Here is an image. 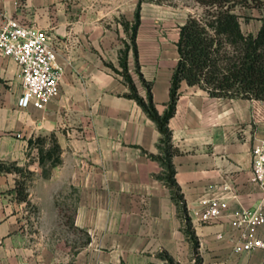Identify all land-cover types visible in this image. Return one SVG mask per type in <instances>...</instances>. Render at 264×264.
<instances>
[{
  "label": "crops",
  "instance_id": "0c3cea01",
  "mask_svg": "<svg viewBox=\"0 0 264 264\" xmlns=\"http://www.w3.org/2000/svg\"><path fill=\"white\" fill-rule=\"evenodd\" d=\"M137 6L138 0H0V25L18 16L48 30L63 68L59 97L24 108L22 69L0 54V163L33 173L29 201L39 224L49 220L51 237L64 232L65 241L51 238L49 245L57 252L65 244L70 264H264L262 249L235 250L242 230L232 224L235 212L260 205L251 176L253 147L264 144V100L211 97L182 81L165 142L129 97L125 73L163 116L186 20L172 40L154 38L153 48L137 46L136 56L128 34ZM263 16L242 21L243 31L258 33ZM55 141L61 162L50 168L52 158L43 164L40 152ZM20 178L16 171L0 174V264H27L32 254L21 228ZM224 184L234 195L227 213L210 223L193 220L186 207L205 195L229 196ZM40 227L36 237H43ZM257 235L264 240V224Z\"/></svg>",
  "mask_w": 264,
  "mask_h": 264
},
{
  "label": "trees",
  "instance_id": "16d2710c",
  "mask_svg": "<svg viewBox=\"0 0 264 264\" xmlns=\"http://www.w3.org/2000/svg\"><path fill=\"white\" fill-rule=\"evenodd\" d=\"M196 1L203 7V12L190 14L179 26L176 43L179 58L172 76L169 109L163 116L158 114L151 94L144 100L131 76L125 73L131 90L129 97L136 99L157 123L165 142L170 138L168 123L174 115L182 81L200 87L211 97L264 100V16L260 30L253 34L243 31L242 18L247 20L250 16L240 13L243 8L263 9L264 0ZM38 140L44 142L45 139ZM42 153L41 149V163L52 158L50 168L61 162V148L56 141L43 156ZM166 164L169 169L167 178L173 186L174 169L170 162ZM11 171L22 175L16 185L18 200L29 203L28 179L33 177V173L0 163V174ZM43 175L49 176L48 169L43 171ZM175 197L179 198L178 192H175Z\"/></svg>",
  "mask_w": 264,
  "mask_h": 264
},
{
  "label": "built area",
  "instance_id": "2783aa9c",
  "mask_svg": "<svg viewBox=\"0 0 264 264\" xmlns=\"http://www.w3.org/2000/svg\"><path fill=\"white\" fill-rule=\"evenodd\" d=\"M0 54L15 60L22 69L20 106L43 108L59 97L63 68L58 63V46L48 30L29 25L18 16L7 17L0 25ZM251 181L260 188L261 201L256 208H244L233 214L232 224L242 230L236 251H264V240L257 235L264 224V144L253 147ZM223 189L231 191L230 195L202 196L197 206L186 207V212L201 223L221 218L229 209V198L234 196L228 184Z\"/></svg>",
  "mask_w": 264,
  "mask_h": 264
},
{
  "label": "rangeland",
  "instance_id": "374dc122",
  "mask_svg": "<svg viewBox=\"0 0 264 264\" xmlns=\"http://www.w3.org/2000/svg\"><path fill=\"white\" fill-rule=\"evenodd\" d=\"M202 12L203 7L196 0H138L136 18L133 20L132 28L128 34L130 40L129 48L135 54L137 46L141 47L143 52L153 48L152 42L154 38L166 37L172 40L175 37L177 24L187 20L190 14L199 15ZM240 13L250 16L247 20L243 17V22H251V19H256L257 15L264 14V8H243ZM31 179H28V181ZM13 206V210L15 212L18 211L19 202L15 201ZM19 212L21 214L20 219L23 222L21 228L25 230L26 234V245L32 253L27 264L72 263L71 260H74V257L67 255L65 244L62 243L58 247L57 252H55L53 247H50L51 238L65 241L64 232L51 237L50 222L47 220L39 224L37 219L38 209L34 203L26 202L19 209ZM39 225L43 226L42 229L45 234H43V237L35 236V231L40 227ZM36 242L43 243V245L34 246Z\"/></svg>",
  "mask_w": 264,
  "mask_h": 264
}]
</instances>
